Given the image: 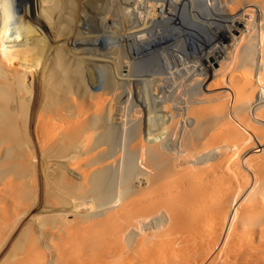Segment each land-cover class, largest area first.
Wrapping results in <instances>:
<instances>
[{"label": "bare ground", "instance_id": "bare-ground-1", "mask_svg": "<svg viewBox=\"0 0 264 264\" xmlns=\"http://www.w3.org/2000/svg\"><path fill=\"white\" fill-rule=\"evenodd\" d=\"M61 1L0 0V264H264V0Z\"/></svg>", "mask_w": 264, "mask_h": 264}, {"label": "rangeland", "instance_id": "rangeland-1", "mask_svg": "<svg viewBox=\"0 0 264 264\" xmlns=\"http://www.w3.org/2000/svg\"><path fill=\"white\" fill-rule=\"evenodd\" d=\"M28 0H26V2H27ZM109 1H111V0H107V2H109ZM62 2V5L66 8V9H68L69 7L68 6H70V3L67 1V0H62L61 1ZM69 4H68V3ZM199 30V32H197ZM195 32L196 33H194V37H193V40L194 41H192L191 40V43H190V41L189 42H185V40L183 41L182 39V44L181 45H183V49L186 51V53H194V52H197L196 54H197V56L199 55L198 54V50H197V45H201V47L205 44V42H207V40L210 38V36H211V34H209V32L208 31H204V30H202L201 28L200 29H196L195 30ZM197 34V35H196ZM196 36H198V37H196ZM200 37H201V40H200ZM200 41V42H199ZM205 41V42H204ZM197 42H198V44H197ZM190 44H192V45H190ZM190 45V46H189ZM188 46V47H187ZM193 46V47H192ZM185 47V48H184ZM191 48V49H190ZM165 59H166V61H167V63L169 62V63H171L172 62V59H171V57H169V56H167V57H165ZM184 60V59H183ZM185 61V63H186V65H187V63H188V65H190V63L192 64V62L191 61H189L187 58L184 60Z\"/></svg>", "mask_w": 264, "mask_h": 264}]
</instances>
